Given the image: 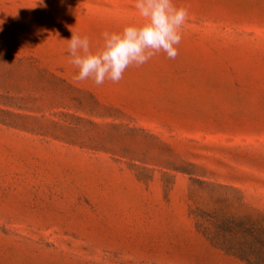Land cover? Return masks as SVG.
Instances as JSON below:
<instances>
[{
    "label": "rangeland",
    "instance_id": "374dc122",
    "mask_svg": "<svg viewBox=\"0 0 264 264\" xmlns=\"http://www.w3.org/2000/svg\"><path fill=\"white\" fill-rule=\"evenodd\" d=\"M178 55L74 78L72 33L134 0H0V264H264V0H174Z\"/></svg>",
    "mask_w": 264,
    "mask_h": 264
},
{
    "label": "clouds",
    "instance_id": "9594fccd",
    "mask_svg": "<svg viewBox=\"0 0 264 264\" xmlns=\"http://www.w3.org/2000/svg\"><path fill=\"white\" fill-rule=\"evenodd\" d=\"M134 7L143 22L125 25L119 31H104L96 50H92L87 36L72 33L67 41L69 62L77 70L75 79H91L96 85L105 80L115 83L129 66H141L157 53L176 58L187 9L177 7L174 0H134Z\"/></svg>",
    "mask_w": 264,
    "mask_h": 264
}]
</instances>
